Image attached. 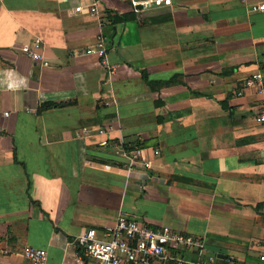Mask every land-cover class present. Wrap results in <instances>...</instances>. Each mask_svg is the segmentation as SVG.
I'll return each mask as SVG.
<instances>
[{"label": "crops", "instance_id": "0c3cea01", "mask_svg": "<svg viewBox=\"0 0 264 264\" xmlns=\"http://www.w3.org/2000/svg\"><path fill=\"white\" fill-rule=\"evenodd\" d=\"M97 1L92 17L73 14L90 0H0V264H30L5 255L27 246L94 264L77 237L120 214L202 238L217 264H261L264 101L245 82L264 74V0ZM100 37L113 76L86 54ZM36 38L47 67L19 50ZM143 74L179 77L152 90Z\"/></svg>", "mask_w": 264, "mask_h": 264}, {"label": "built area", "instance_id": "2783aa9c", "mask_svg": "<svg viewBox=\"0 0 264 264\" xmlns=\"http://www.w3.org/2000/svg\"><path fill=\"white\" fill-rule=\"evenodd\" d=\"M148 7L171 6L172 0H148ZM254 11H264V5L254 6ZM86 13L92 17L99 14L97 0H90L87 5L78 6L73 14ZM99 45L95 49L86 51L88 55L100 57L101 64L110 76L117 70L107 60V52L104 37L99 38ZM22 54L28 56L33 62L47 67L49 61L44 55V43L36 38L19 47ZM245 86L256 89L263 96L264 101V74L258 73L249 77ZM258 123H264V111L257 117ZM86 136L93 133L83 129ZM99 136H107V131L100 129ZM101 146L109 145L108 139L100 143ZM129 158L127 173L130 174L135 164L134 157L140 156V151L126 152ZM108 167V166H106ZM144 189L148 188L147 181L142 183ZM76 245L82 255L93 261L94 264H217L218 257L207 250L202 238L190 234H184L173 230L168 226L151 227L142 223L137 218H131L120 214L113 226H107L102 230L90 228L81 232L76 239ZM5 255L21 256L30 264H48V252L45 249L25 247L22 251H5ZM189 256V258L187 257ZM259 261L264 264V242L260 245ZM230 264H243L230 260Z\"/></svg>", "mask_w": 264, "mask_h": 264}, {"label": "trees", "instance_id": "16d2710c", "mask_svg": "<svg viewBox=\"0 0 264 264\" xmlns=\"http://www.w3.org/2000/svg\"><path fill=\"white\" fill-rule=\"evenodd\" d=\"M126 19H127V17L118 18V19L114 20V24L123 23L124 21H126ZM178 77L179 76L173 77L172 79H170L168 81H149L148 76L143 74V78H144L146 84L148 86H150L152 90H160L161 88L172 86L178 82ZM56 107H59V105H53V104L45 105V106L40 108L39 113H42V112H45L48 110H52ZM124 148L126 150H129V151H131V150L133 151L134 149H137V148L130 147L129 145H124ZM261 208H264V203H261L256 207L257 210H260ZM85 259L87 260V258H85Z\"/></svg>", "mask_w": 264, "mask_h": 264}]
</instances>
